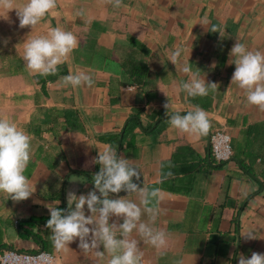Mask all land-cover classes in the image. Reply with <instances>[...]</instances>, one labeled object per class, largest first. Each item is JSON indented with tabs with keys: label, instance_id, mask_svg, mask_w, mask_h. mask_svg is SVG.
I'll return each mask as SVG.
<instances>
[{
	"label": "crops",
	"instance_id": "obj_1",
	"mask_svg": "<svg viewBox=\"0 0 264 264\" xmlns=\"http://www.w3.org/2000/svg\"><path fill=\"white\" fill-rule=\"evenodd\" d=\"M16 11L0 6V116L30 133L25 174L34 192L21 201L0 193V255L46 252L57 264H107L102 246L85 252L78 238L55 250L45 226L47 206L66 209L74 203L68 194L93 190L95 158L106 146L138 169L141 187L159 190L149 207L158 210L152 226L166 233V244L158 249L134 231L143 264H237L241 254L264 253V109L231 84L235 65L227 62L237 40L264 53V0H121L118 7L113 0H57L33 30L19 27ZM57 26L72 31L78 47L55 73L29 75L22 43ZM185 64L216 90L186 96ZM78 72L94 83L63 82ZM166 103L180 114L205 110L208 133L171 127ZM215 131L231 136L227 162L212 155ZM128 198L139 203L138 194ZM250 231L256 238L244 236Z\"/></svg>",
	"mask_w": 264,
	"mask_h": 264
},
{
	"label": "clouds",
	"instance_id": "obj_2",
	"mask_svg": "<svg viewBox=\"0 0 264 264\" xmlns=\"http://www.w3.org/2000/svg\"><path fill=\"white\" fill-rule=\"evenodd\" d=\"M120 3L121 0H113L114 6L118 7ZM0 6L17 10L19 27L30 26L33 30L56 8L57 0H24L15 6L11 0H0ZM212 31L216 32L215 26ZM77 47L76 35L57 26L50 28L46 34H29L22 43V59L29 75L46 76L55 73L57 66L66 61ZM179 55V51H174L170 62L175 64ZM228 55L227 62L235 65L231 84L245 90L249 104L264 109V53L251 51L237 40ZM180 70L189 74V78L180 85L186 96H206L216 90L217 84L206 81L200 75L199 68L193 70L185 64ZM62 79L73 88L94 83L85 72L70 73ZM164 107L171 127L190 135L203 136L208 133L210 121L206 111L199 106L184 114L170 112L169 103ZM30 160V133L12 119L0 116V193L8 194V199L21 201L33 194L32 185L25 174ZM95 162L99 165V171L93 176V190L79 196L68 194V201L74 203L66 209L47 206L49 219L45 226L50 229L52 245L57 251L65 250L78 238V247L85 252L102 246V252L109 257L107 264H143L138 241L131 238L134 231L145 243L158 249L166 244V233L152 226L158 210L149 207L151 201L157 198L159 190L139 187L133 180V177L140 179L138 169L113 147L106 146L98 150ZM122 190L127 193L126 196L113 198L110 195ZM130 194H138L139 203L129 199ZM142 214L148 215L147 222L141 220ZM112 217L117 220L122 218V222H110ZM244 236L256 238L252 231ZM237 264H264V253L252 252L250 257L241 254Z\"/></svg>",
	"mask_w": 264,
	"mask_h": 264
},
{
	"label": "built area",
	"instance_id": "obj_3",
	"mask_svg": "<svg viewBox=\"0 0 264 264\" xmlns=\"http://www.w3.org/2000/svg\"><path fill=\"white\" fill-rule=\"evenodd\" d=\"M133 87H130L131 89ZM212 155L218 162H227L232 156L231 136L225 131H215L210 137ZM0 264H57L55 256L46 252L25 253L6 251Z\"/></svg>",
	"mask_w": 264,
	"mask_h": 264
},
{
	"label": "water",
	"instance_id": "obj_4",
	"mask_svg": "<svg viewBox=\"0 0 264 264\" xmlns=\"http://www.w3.org/2000/svg\"><path fill=\"white\" fill-rule=\"evenodd\" d=\"M133 180H134V182H136V183L138 184L139 187H141V183H142L141 176H140V179H139V180H136L135 177H133ZM118 194H121V195H127V193H126L125 191H123V190H122L120 193H118ZM7 251H15V250H7ZM4 252H6V251H4ZM4 252H3V253H4ZM17 252H21V251H17ZM3 253H2V254H3ZM25 253H26V252H25ZM2 254L0 255V259H1Z\"/></svg>",
	"mask_w": 264,
	"mask_h": 264
},
{
	"label": "trees",
	"instance_id": "obj_5",
	"mask_svg": "<svg viewBox=\"0 0 264 264\" xmlns=\"http://www.w3.org/2000/svg\"><path fill=\"white\" fill-rule=\"evenodd\" d=\"M139 65H141V64H139ZM143 70L145 71L146 70V67H145V65H142V72H143ZM133 75H135L134 73H133ZM142 75H145L144 73H142ZM141 77V76H140ZM54 79H55V77H53ZM50 80V79H49Z\"/></svg>",
	"mask_w": 264,
	"mask_h": 264
}]
</instances>
